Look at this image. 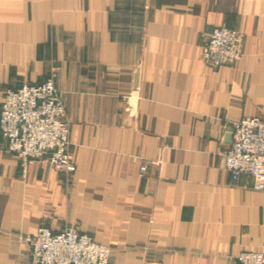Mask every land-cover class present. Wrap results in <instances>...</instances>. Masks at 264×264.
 I'll return each instance as SVG.
<instances>
[{"label":"crops","instance_id":"1","mask_svg":"<svg viewBox=\"0 0 264 264\" xmlns=\"http://www.w3.org/2000/svg\"><path fill=\"white\" fill-rule=\"evenodd\" d=\"M222 26L244 55L212 69L201 46ZM48 77L76 170L24 172L0 132V264H31L24 237L42 226L109 244V264L264 251V190L225 166L231 124L264 119V0H0V107Z\"/></svg>","mask_w":264,"mask_h":264},{"label":"built area","instance_id":"2","mask_svg":"<svg viewBox=\"0 0 264 264\" xmlns=\"http://www.w3.org/2000/svg\"><path fill=\"white\" fill-rule=\"evenodd\" d=\"M244 55V33L228 27H215L201 46L207 67L233 66ZM70 123L53 77L41 83H24L7 89L0 107V132L6 151L12 153L26 172L30 163L47 159L58 172L72 173L73 161ZM230 147L225 166L238 182L243 175L253 180L255 190H264V119L245 117L231 124ZM145 171V168H142ZM31 264H109L112 248L94 240L77 227L54 232L42 226L27 235ZM239 264H264V251H244Z\"/></svg>","mask_w":264,"mask_h":264},{"label":"rangeland","instance_id":"3","mask_svg":"<svg viewBox=\"0 0 264 264\" xmlns=\"http://www.w3.org/2000/svg\"><path fill=\"white\" fill-rule=\"evenodd\" d=\"M49 78V77H48ZM55 232V231H54ZM57 232V231H56ZM30 261H31V257H30Z\"/></svg>","mask_w":264,"mask_h":264}]
</instances>
